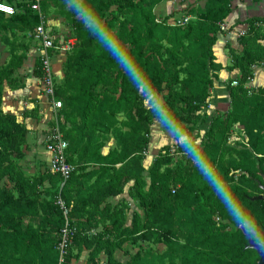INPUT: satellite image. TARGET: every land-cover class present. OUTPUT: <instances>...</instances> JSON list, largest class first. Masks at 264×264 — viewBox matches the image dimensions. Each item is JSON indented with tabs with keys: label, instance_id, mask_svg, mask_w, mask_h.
Segmentation results:
<instances>
[{
	"label": "trees",
	"instance_id": "1",
	"mask_svg": "<svg viewBox=\"0 0 264 264\" xmlns=\"http://www.w3.org/2000/svg\"><path fill=\"white\" fill-rule=\"evenodd\" d=\"M14 1L0 0L12 6ZM165 1L91 3L110 23L121 25L130 50L150 74V87L161 94L180 124L195 134L207 119L213 72L222 69L216 64L214 47L222 34L219 25L231 14V0H206L204 8L188 3L184 15L193 20L181 27L156 16V8ZM30 4L21 3L13 16L0 13V54L8 55L0 64V264H58L65 226L59 196L77 230L66 264L79 261L85 252L87 264H101L103 254L107 264H257V252L246 249L249 232L233 225L200 176L192 177L198 173L180 146L179 161L163 148L146 169L154 117L148 101L142 99L143 90L131 85L113 58L65 8V0H41V10L47 21L51 9L57 8V15L71 24L77 38L66 53L64 79L56 80V96L63 102L59 124L69 143L67 162L75 170L63 188L61 176L49 170L34 177L23 172L17 161L24 158L29 131L2 106L7 90L25 88L19 71L34 39L21 35H33L42 22L39 13L28 8ZM260 22H248L251 30L240 41V53L227 47L232 59L229 70L241 73L239 86L228 85V113L215 115L203 141L198 144L200 137H195V142L219 161L224 176L239 190L264 231V200H252L264 195V88L252 94L246 88L254 79L252 67L264 63V31L256 27ZM36 66L34 75L41 78V60ZM119 116L124 120L119 122ZM23 118L37 115L26 113ZM238 128L247 140L243 149L229 144ZM100 134L110 138L100 141ZM112 137L116 146L103 156ZM127 189L134 212L126 199L117 206L109 202ZM141 244H162L168 251L156 256L139 248L127 254V263L116 258L118 251Z\"/></svg>",
	"mask_w": 264,
	"mask_h": 264
},
{
	"label": "crops",
	"instance_id": "2",
	"mask_svg": "<svg viewBox=\"0 0 264 264\" xmlns=\"http://www.w3.org/2000/svg\"><path fill=\"white\" fill-rule=\"evenodd\" d=\"M194 4L195 8H204L206 0H190L187 3L182 0H166L163 4L156 8V16L158 19L164 20L169 18L168 22L176 17L184 16L183 8L187 4ZM57 8H52V15L48 17L47 23L50 29L53 31V35L56 41L63 37L60 34L56 35L55 29H62L64 22H67L61 16H56ZM55 13V14H54ZM250 20L261 21L260 27L264 31V0H231V14L226 19L227 24L232 30L231 32L222 33L219 41L214 47V53L216 57V64L221 66L218 72H213L216 75L214 80V86L211 91L210 105L205 110V123L200 125L201 133L203 136L208 131L212 118L217 114H226L230 109V95L228 92V85L241 78L239 70L231 71L229 68L232 66V59L227 49L230 46L237 53L242 51L241 38L238 36V29H249ZM63 31V29H62ZM65 42V41H64ZM59 42L58 45L64 43ZM66 41L64 44H66ZM264 46V42H262ZM43 54L41 43L34 40L33 47L28 54V59L25 61L23 68L19 71V75L23 77L25 81V88L21 90L11 91L7 90L3 100L2 111L5 114L16 116L19 121L24 122L28 128L27 144L24 147V158L17 161L18 165L22 168L23 172L30 177L44 174L46 170H49L48 166L51 160V155L46 151V136L49 130V125L53 120V111L50 107L49 101L45 97L40 83V78L35 77L34 73L37 69L36 62L40 60ZM4 57L0 64H4L7 61L8 55L4 52L0 54V58ZM66 62V52L59 51L52 58V65L56 80L60 83L64 79V64ZM257 72H260L257 75ZM254 75V82L251 84L252 88H264V70L262 68L252 69ZM34 112L37 115L36 119L29 118L24 119L26 113ZM116 146L115 140L113 143L108 144L103 150L102 155L106 156ZM129 189V188H128ZM128 189L126 192L118 197L111 198L109 202L113 206H117L121 200L126 199L130 206H132V212L136 211L135 203L128 195ZM131 212V213H132ZM89 253L85 252L81 255L79 261H74L73 264L83 262L87 264Z\"/></svg>",
	"mask_w": 264,
	"mask_h": 264
},
{
	"label": "clouds",
	"instance_id": "3",
	"mask_svg": "<svg viewBox=\"0 0 264 264\" xmlns=\"http://www.w3.org/2000/svg\"><path fill=\"white\" fill-rule=\"evenodd\" d=\"M66 7L77 17L90 36L102 46L105 53L113 58L123 70L131 85L143 90L142 99L148 101L158 129L167 137L174 138L190 160L195 171L213 191L233 225L254 233L257 243L264 245V231L257 223L256 214L240 198L239 190L223 174L219 161L205 147L195 142V135L183 127L177 114L167 106L161 94L150 87L151 77L142 62L128 46L121 25L110 23L105 14L96 9L91 0H65Z\"/></svg>",
	"mask_w": 264,
	"mask_h": 264
},
{
	"label": "built area",
	"instance_id": "4",
	"mask_svg": "<svg viewBox=\"0 0 264 264\" xmlns=\"http://www.w3.org/2000/svg\"><path fill=\"white\" fill-rule=\"evenodd\" d=\"M183 2H188L190 0H182ZM34 12L39 13L41 16L42 22L41 25L37 28L35 32V39L41 43L43 54L40 57L41 60V88L42 91L49 101L50 107L53 111V126L49 128L46 136V151L51 155V160L49 163V171L53 175H60L63 179V185L69 181L71 178L74 168L67 162V150L69 149V143L65 140V137L61 131L59 124L58 114L63 109V102L58 100L56 96V78L52 65V58L59 51L69 52L72 50L75 42L71 41L69 43H62L57 45L56 38L53 35V31L48 26L47 21L44 19L42 10H41V0H31V4L28 6ZM0 13L6 16H13L17 13V10L14 6L0 2ZM193 20L190 16H181L176 17L170 21L172 27H181L185 26ZM262 24L257 23V28H260ZM220 31L222 33L231 32L234 29H231L227 24V21L222 22L220 25ZM251 27L247 30L238 29L239 38L243 39L248 37ZM235 31V30H234ZM50 52H53L52 56ZM262 68L264 70V63L254 65L252 69ZM254 79L246 86V88L251 92V87ZM233 87H238L239 82L235 81L232 84ZM253 92H251L252 94ZM57 205L60 207L63 212L65 219V226L61 234V241L58 246V264H66V259L68 256V250L72 242V238L76 233V229L71 226L70 221V209L67 208L63 199L59 196L57 199Z\"/></svg>",
	"mask_w": 264,
	"mask_h": 264
},
{
	"label": "rangeland",
	"instance_id": "5",
	"mask_svg": "<svg viewBox=\"0 0 264 264\" xmlns=\"http://www.w3.org/2000/svg\"><path fill=\"white\" fill-rule=\"evenodd\" d=\"M4 1L9 3L8 0H4ZM28 1H31V0H15L14 3H13V6L16 9H18L19 5L21 3L28 2ZM64 6L68 10V8L66 7V4H64ZM57 14H58V10H57L56 16H57ZM51 15H52V12H51ZM62 29H63V31H62ZM62 29H55L56 30V35L62 33L61 35L63 36V37H60L56 41L57 45H58L59 42H62V41L63 42L64 41L65 42L68 41L67 43H69L71 41L75 42L77 40V38L74 36V32L72 31L71 24H68V22H64V25H62ZM31 36H32V38L34 40H36L35 39V33L33 35H31L29 33L21 35V37H24L26 39H29ZM2 49H4V47H2L1 50ZM3 59H4V57L2 56L0 58V61H2ZM259 74H260V72H257V75H259ZM258 90H259V88L251 89V92L258 93L259 92ZM147 106H148V104H147ZM118 119H119V122H121V121L124 120V117L123 116H119ZM117 126H120V124H118ZM194 135H195V137H200V139L197 142L198 144H200L203 141V139H204V136L201 133V129L198 128L197 132ZM99 137H100L99 138L100 141L110 138V136L107 137L106 135H101V134L99 135ZM113 140H115V139L112 137L110 143H113ZM229 144H230L231 147H238V149H243L244 147H246L247 140L245 139V136L243 135V132H241V130L239 128L235 129L233 131V135H232V137L230 139ZM178 147H179V144L177 143V141L174 138H169V137L165 136L158 129V126H157V124L154 121V124L152 126L150 150H149V153L147 155V161H145V163H144L146 169H149V167L151 165V162L156 157H158V155L160 154V152H161V150L163 148H169L170 149L169 153L172 155V157L175 159V161H179L182 156H181V154L178 153V151H179ZM238 175L239 174H236L235 181L238 180ZM193 176L194 177L195 176L198 177L199 175H195V173H193L192 177ZM176 190H177V188H176ZM55 192L53 190H51V193H55ZM181 242L184 243V240H182ZM139 248H141V250L143 252H149V253H151L153 255H156V256L166 255L167 251H168L167 247L165 245H162V244H141V246H138L137 248H132V246H127L126 250L123 249L122 251H118L117 254H116V258L119 261L123 262V263H127L128 260H129L127 254H130V255H131V253L135 254L136 251L139 250ZM100 259H101V264H107V257H106L105 254L101 255ZM166 261H167V259H166ZM73 263L74 262H72V264ZM82 263L83 262L81 261V262H78V263H75V264H82ZM176 263L180 264L179 261H176Z\"/></svg>",
	"mask_w": 264,
	"mask_h": 264
},
{
	"label": "water",
	"instance_id": "6",
	"mask_svg": "<svg viewBox=\"0 0 264 264\" xmlns=\"http://www.w3.org/2000/svg\"><path fill=\"white\" fill-rule=\"evenodd\" d=\"M261 189L264 191V186H262ZM252 200L253 201H262V200H264V195L256 197ZM246 234L249 238V245L247 246L246 249L256 251L260 257V260L257 264H264V245L257 244L254 242V234L253 233H246Z\"/></svg>",
	"mask_w": 264,
	"mask_h": 264
}]
</instances>
